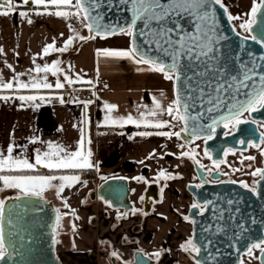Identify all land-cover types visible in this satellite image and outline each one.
I'll return each instance as SVG.
<instances>
[{
  "label": "crops",
  "instance_id": "obj_1",
  "mask_svg": "<svg viewBox=\"0 0 264 264\" xmlns=\"http://www.w3.org/2000/svg\"><path fill=\"white\" fill-rule=\"evenodd\" d=\"M237 1L223 0V3L228 6V15L238 16L234 7ZM248 1L252 7L253 0ZM249 18L247 17L246 20ZM31 19L33 23L28 24L26 19L16 14L0 16V47L4 49L3 54H0V74L4 81L13 80L19 73H25L20 77L25 82L30 76L42 79L45 74H36L34 71L36 65L39 64L42 67L45 63L51 64L55 60L61 61L60 67L63 72L58 73L57 76L47 74L48 83L53 84L52 89L0 92V95L13 97L17 95L44 97L43 100L37 99L32 102L15 98L9 101L0 100V151L6 153L8 144L14 142L16 145L25 146L24 154L34 162L36 150L47 151L49 142L61 145L72 152L79 149L83 140L84 150H91V160L94 164L92 169L83 171L91 172V178H96L87 180L86 185L81 182L71 188H65L61 196H57L53 188L47 190L43 198L34 197L52 203L56 214L59 210L60 226L57 228L55 223L56 230L53 231L54 241H59L55 243L58 262L60 264H110L112 253L115 251L118 253V261L124 264L130 261L131 254L135 250H152L170 243L171 241L164 238L169 235L167 229L161 228L158 224L116 222L117 213L107 211L98 200L92 199V194L96 186L108 178L97 177L105 160L110 156L108 165H112L119 159L111 152L120 147L123 136L140 132H175L173 119L166 112L159 118L170 121L172 126L163 129L144 127L143 124L137 127L135 124L120 126L105 123V117L109 115L104 107L105 103L117 106L110 113L113 118L132 115L134 119H139L140 114L143 113L146 119H152L148 116V111L154 107V99H158L164 109L174 101L173 81L164 79L161 73L148 70L149 65L137 63L136 58L98 55V50H128L129 36L123 34L84 41L75 39L68 51L51 52L48 56H44L42 50L46 45L55 42L56 47H62L67 39L76 33L88 36L87 29L72 27L75 31H70L69 19L65 20L52 15H32ZM8 65L12 66L11 69ZM64 75L70 76L74 82L68 85L63 79ZM57 79L65 84L63 89L55 88ZM83 88L90 91V96L75 98V94ZM59 97L64 99L63 104L60 103ZM85 101H93L86 110L82 103ZM110 129L120 134L119 142L107 149L99 147L98 138L109 133ZM33 138L37 139V143L29 142ZM21 151L23 149L17 148L14 154ZM37 171L49 170L39 168ZM62 172L55 174L75 175ZM51 174L53 173L44 175ZM78 175L81 178L83 174ZM54 183L58 184L59 181ZM16 195L15 190H6L0 192V199L8 200L7 198L12 199ZM64 199L67 200L68 207L64 206ZM133 221H139V219L134 218ZM135 232L138 239L134 242L131 237Z\"/></svg>",
  "mask_w": 264,
  "mask_h": 264
},
{
  "label": "snow or ice",
  "instance_id": "obj_2",
  "mask_svg": "<svg viewBox=\"0 0 264 264\" xmlns=\"http://www.w3.org/2000/svg\"><path fill=\"white\" fill-rule=\"evenodd\" d=\"M123 3H130L131 20L127 27H120L118 30L113 28L110 31L101 32V25L96 22V18L91 15L90 7L95 4V0H0V16H8L10 14H16L21 18L26 19L28 24H32V15H52L56 17L64 18L68 20L72 17L81 19L82 21H91L84 23L89 33H95L90 36H82L76 33L74 36L69 37L62 47H56L55 42L46 45L43 48V55L48 56L51 52L64 53L72 46L75 39L81 41L87 39H95L96 36H101V38H107L109 35L123 34L129 37H133L132 45L128 50H98V55L103 57H113V58H136L139 56L137 63H142L149 65L150 71L158 72L163 74L164 79L172 80L175 82L181 79L180 76V60L187 57L189 60L199 61L202 56H207L209 52L213 51L214 47V29L215 24L208 25L207 21L213 18V13L208 11L213 5H218L221 9L227 12V8L223 3V0H123ZM89 4V7L85 5ZM19 9V10H18ZM42 9V10H41ZM55 9V10H50ZM71 9H75L72 11ZM264 0L257 3L253 0V5L250 9V18L244 20L239 24V28L243 29L245 32H250L253 29V25L257 22V13H261V17L264 18ZM94 10V8H92ZM82 14V15H81ZM185 16L192 17L197 21L195 33H189L184 31L183 27L177 23V18L183 19ZM229 21L241 20L240 16H233L229 14L227 16ZM143 22V29L139 32V35H155L158 39L154 40V43L158 47L163 48L165 53L171 55L172 63L165 64L163 62L147 59L145 54L140 53L139 49L135 43V36L137 33L135 29L137 27V22ZM165 21H170L173 23L174 27H166ZM156 22L157 28L152 29V23ZM207 28V30H205ZM70 31H75L72 26L69 25ZM148 31L145 32L144 30ZM183 33L177 36V39H172V33ZM63 35V34H61ZM239 35V34H238ZM247 39V37H245ZM252 40L257 43L264 44V37H257L253 35ZM166 46V47H165ZM4 49L0 47V54H3ZM264 59V57H262ZM35 62V60H34ZM61 61L55 60L51 64L45 63L42 67L37 64L34 71L36 74L44 73L42 79L30 76L29 80L25 82L21 80L20 77L25 75V73L16 74L13 80L5 82L2 74H0V92L10 91V92H20L21 90L28 89H52L53 84L48 83V73L52 76H57L58 73H62L63 69L60 67ZM11 69V65H8ZM31 71V70H30ZM255 68L249 69L246 65L244 66L243 76L239 78L238 76H232L231 80L233 83H228L227 81L218 83L216 85L215 91L217 95L215 97L209 94L207 99V104L211 105L207 108V112H217L222 108H227V114L221 115L218 118H212V123L207 125L210 130L209 135L205 137V142L211 140L215 134L216 126L222 124L225 129H228L231 125L233 129L236 126L244 123H248L251 119V114L264 110V75L259 76L260 83L257 85L253 80V75ZM64 81L68 85H71L74 81L68 75H64ZM79 79V78H78ZM190 79V78H189ZM249 81H253L249 84ZM91 83V81H87ZM65 84L57 79L55 82L56 89H63ZM231 90V92H230ZM247 90V91H242ZM229 93V99L234 100L235 103L226 104L224 98L220 93ZM163 95V93H162ZM236 95H243L245 99L238 100ZM204 89H200V100H203ZM18 99L20 101H36L37 99L43 100L44 97H37L35 95H17L15 97L9 95H0V100L9 101L11 99ZM189 99H192L189 96ZM60 103H64V99L59 97ZM84 104L85 110L88 105L93 103V101L82 102ZM154 107L149 109L148 116L152 119H146L144 114H140L139 119H134L132 115L127 117L113 118L110 113L116 109V105L105 103L104 107L109 113L105 117V123L119 124L123 126L124 124H135L140 127L142 124L144 127H152L156 129H163L166 127H171L170 121H165L159 117L166 112L168 116L172 117L173 120L178 122H183L184 127L181 128L180 132L171 131H157L153 132H140V136H166L171 139L172 136L177 138L181 137V132L187 131V122L191 119H196V117H189L187 110L190 107L189 104L184 103V111L181 112L182 99L179 90H177L176 99L164 109L158 99L153 101ZM244 113L249 114V119H241ZM202 115V114H201ZM87 121L85 120V123ZM253 124L256 123L255 120H251ZM226 136L229 135L228 132L224 133ZM193 138H199L198 132L193 130ZM262 142H264V133H261ZM30 143H37V139L33 138L29 141ZM90 143V141H88ZM241 144H244V140H240ZM252 147L260 148V144H252ZM183 147V145H181ZM21 148L23 151L16 153V149ZM26 152V147L22 145H16L14 142L9 143L5 151H0V192L6 190H15L17 195L16 200L22 198L39 197L43 198V194L49 189H55L57 196H61L65 188H71L73 185L81 183L79 175H56V172L64 170H87L92 169L94 164L91 160L92 152L90 149L84 150L83 140L80 143V147L76 151L69 152L63 146L53 143L47 144V151L41 152L39 149L36 150L34 157V162L24 154ZM205 155H209L205 151ZM261 155H264V148L261 149ZM181 156H187L195 160V156L190 152H182ZM247 160H255L253 156H247ZM199 163V161H195ZM216 167L219 168L220 162H215ZM39 168L48 169L49 172L53 173L51 175L34 174L37 173ZM240 169H237L239 171ZM252 175H259L261 180H264V169H256ZM174 179L170 175H166L165 172L161 171L157 179ZM138 180H143V177L137 178ZM59 181V183H54ZM86 185V181L83 182ZM235 183V181H233ZM242 187L249 189L250 186L246 183L241 182ZM199 187V185H197ZM163 191V189H161ZM250 191H256L255 188H250ZM10 199V198H7ZM143 199V197H141ZM64 206L68 207L67 200L64 199ZM229 203H232L229 201ZM192 209H199L201 214L204 210L201 204L193 203L191 205ZM137 210L132 209L133 214ZM73 215L75 212L73 210ZM6 216V199H0V260H4L9 255V248L6 244V237L4 231V221ZM78 218V217H77ZM60 215L59 210H57L56 227L60 226ZM185 220L189 217L185 216ZM9 224L12 223L9 217ZM56 230L55 228L53 229ZM58 243L59 241H54ZM184 251H193L199 255L201 249L189 239L184 245L181 246ZM259 250L260 256L257 257L261 260V264H264V239L259 242H253L247 248V255L252 256L253 250ZM114 257H118V253L115 251L112 253ZM154 255L159 258L160 253H154ZM200 264V261H197ZM243 264V261H241Z\"/></svg>",
  "mask_w": 264,
  "mask_h": 264
},
{
  "label": "water",
  "instance_id": "obj_3",
  "mask_svg": "<svg viewBox=\"0 0 264 264\" xmlns=\"http://www.w3.org/2000/svg\"><path fill=\"white\" fill-rule=\"evenodd\" d=\"M130 7V3L125 4L123 0H95L90 11L91 15L96 18V22L102 26L100 31L103 33L113 28L118 30L120 27H127L131 20ZM208 11L213 13V18H210L207 24H215L213 51L207 56H202L199 61L189 60L187 57L182 58L179 69L181 79L175 84L173 82L174 100L177 90L181 95V112L184 111L183 104L187 103L190 105L187 110L188 116L196 117V119L190 118L187 122V131L181 132L179 140L184 144H190L193 140L205 139L209 135L210 130L207 125L212 123V118L227 114L226 107L217 112H207V108L211 106L207 104V99L209 94L213 97L217 95L215 88L218 83L225 81L233 83L232 76L242 78L245 65L249 69L255 68V72L250 75H253V80L257 85L260 83L259 76L264 75V59H262L264 44L251 39L253 35L258 38L264 37V18L261 17V13H257V22L253 25L252 31L248 32V36H243L227 19L228 11L225 12L218 5H213ZM164 23L166 27H174L170 21ZM177 23L183 27L184 31L189 33L196 31L197 21L192 17L177 18ZM156 28L157 24L153 22L152 29ZM141 29H143V22L138 21L135 29L137 33L135 43L139 52L145 54L147 59L170 65L171 55L165 53L163 48L154 43L158 37L139 35ZM87 33L88 36L95 34L89 33L88 29ZM179 34L183 33L173 32L172 39H177ZM111 36L116 35L108 37ZM132 40L133 37H129V47L132 45ZM136 59L138 60L139 56ZM252 82L249 81V84ZM201 88L204 89L203 100L199 99ZM230 92L220 93L226 104L235 103L234 100L229 99ZM189 96L192 99H189ZM236 99L243 100L245 97L236 95ZM251 120L262 124L264 130V110L252 113L250 122ZM179 123L181 128L184 127L183 122ZM193 130L198 132L199 138H193ZM222 131L223 125H217L215 134L220 135ZM195 167L199 175L200 167L196 164ZM187 190L196 203L203 205L205 199H209L206 216L194 215L197 209H191L188 216L192 221L191 239L201 249L199 255L195 252L189 253L190 258L195 264L197 261H200V264H241L243 256L247 255V248L264 237V180L258 182L255 193L229 183L202 186L199 189L188 187ZM95 195L104 204L110 203V207L114 210L127 212L130 209L129 187L125 179L111 178L104 181L92 197ZM9 217L11 224L7 222ZM56 217L52 203L38 198L6 200L3 227L9 255L4 260H0V264H60L55 254L53 235ZM205 218L208 219V223H205ZM131 264H154V261L137 251L134 253V261Z\"/></svg>",
  "mask_w": 264,
  "mask_h": 264
},
{
  "label": "flooded vegetation",
  "instance_id": "obj_4",
  "mask_svg": "<svg viewBox=\"0 0 264 264\" xmlns=\"http://www.w3.org/2000/svg\"><path fill=\"white\" fill-rule=\"evenodd\" d=\"M241 119H249V114L245 113ZM181 126L180 123L175 125V131L180 132ZM228 132L229 135H225L224 133ZM261 133H264L263 125L260 123H251L250 119L248 123L240 124L236 126L235 129L230 125L228 129L223 127L222 134L220 135H213L211 140L205 139L203 140H193L190 144H184L180 140L179 142L187 147L195 146L193 150L200 149V157L195 156V160L187 157L182 156L177 158V167L174 169H163L157 172V176L153 181L147 182L143 187H141V183L143 180H138L135 177L133 178L134 186L131 185L128 178L118 177V176H110L107 178H121L125 179L128 182L129 187V205L130 209L125 212L123 210H114L110 207V203L104 204L103 201L98 198L96 195L92 197L93 200H98L99 203L104 206V208L109 209L110 211L116 212V222H123L128 221L131 222L130 224H188L190 232L187 238H183L182 235L184 234L182 231L180 235H175L176 233L172 234L174 237L171 236L167 238L170 242L177 243L179 246L178 248L181 249L182 245L185 244L189 239H191V224L192 221L190 219L185 220V216H189L191 211V205L196 203L194 198L188 192V187H195L199 189L202 186H213V185H220V184H235L242 187L241 182L246 183L250 186V188H255L257 190L258 182L261 180L259 175H252V173L258 169L256 166L260 164L259 169L263 168L264 165V155H261V149L264 148V142H262ZM179 139V138H178ZM240 140H244L245 143L241 144ZM252 144H260V148L252 147ZM227 145V146H226ZM199 146V147H196ZM205 151L208 152L209 155H205ZM194 155V154H192ZM247 156L255 157V160H247L245 159ZM183 159L190 166V170H183L179 168V165L183 163ZM195 161H199L196 163ZM215 162L219 163V168L216 167ZM195 164L200 167V173L197 174ZM128 170H132L134 167L131 164H126ZM255 168V169H253ZM237 169H240L237 171ZM163 171L166 175H170L173 177H177L174 179H157L159 173ZM179 172H186L179 173ZM179 173V174H178ZM186 175V176H184ZM182 179L186 180L185 187V194H179L177 197V193H173L177 203L174 207L173 204L169 205L162 211L159 209L164 204L166 197H165V186L178 184L182 181ZM106 181V179H104ZM235 181V183H233ZM183 182V181H182ZM103 183V182H102ZM101 183V184H102ZM199 185V187H197ZM100 185L96 186L95 192ZM136 186V187H135ZM153 186H155L153 188ZM135 188V189H134ZM244 188V187H242ZM250 188L247 189L250 191ZM163 189V191H161ZM246 189V188H244ZM167 190V189H166ZM178 192V191H176ZM252 192V191H251ZM254 193V192H253ZM92 194V195H93ZM172 195L168 197V204L172 200ZM143 197V199H141ZM174 199V200H175ZM206 201L203 203L202 207L204 208L202 214L199 209L195 210L194 215L201 216L205 215L208 208L209 199L206 198ZM135 208L137 211L133 214L132 209ZM184 209V211H182ZM173 218L172 221H168L167 218ZM139 219V221H133V219ZM205 223H208V219L205 218ZM144 226V225H143ZM181 226V225H180ZM176 229V228H175ZM143 231V230H142ZM137 232L134 233V236L131 237L134 242L138 239L136 236ZM171 234V233H170ZM264 236V230H263ZM264 239V237H263ZM170 242V243H171ZM166 246V245H165ZM163 250V246L161 247ZM140 251L143 253L144 256L148 257L154 264H168L170 259L168 256H174V261L170 262L169 264H182L183 258L186 260V264L192 263L195 264L194 261L190 258L189 253L193 251H182L178 250L175 254L165 252L162 255L161 261L159 262L156 256H149L144 253V251L138 249L132 252L130 261L126 262L125 264H131L134 261V253ZM260 256L259 250H253V255L248 256L245 255L242 258L243 264H261V260L257 257ZM118 257L112 256L110 259V264H120L118 261Z\"/></svg>",
  "mask_w": 264,
  "mask_h": 264
},
{
  "label": "rangeland",
  "instance_id": "obj_5",
  "mask_svg": "<svg viewBox=\"0 0 264 264\" xmlns=\"http://www.w3.org/2000/svg\"><path fill=\"white\" fill-rule=\"evenodd\" d=\"M235 1V0H232ZM257 3H260V0H257ZM226 8L228 7L227 4H225ZM234 7L236 8V12L238 16L241 17V20H235L231 21L233 24L235 30L243 35L248 36V32H245L243 29L239 28V24L242 23L246 18H249V9H251L250 1L248 0H238L236 4H234ZM228 11V8H227ZM248 15V16H247ZM179 122L176 120H173V125L178 124ZM176 132V131H175ZM181 143L179 142V139L175 136H172L171 139H169L166 136H158V135H150V136H140L138 134L132 133V134H126L121 138V145L117 149H113L111 153L117 155L119 159L114 162L112 165H108V162L110 161V156L105 160V162L102 164L97 177H109V176H118V177H124L128 178L131 185L134 184L133 178L135 177H143V181L141 183V187H143L147 182L153 181L156 176L157 172L159 170L163 169H174L177 167V158L182 157V152H190L191 154H194L196 157H200V149L193 150L195 146H184L181 147ZM199 147V146H196ZM200 148V147H199ZM196 149V148H195ZM126 164H131L134 168L132 170H128ZM260 164L256 166V168H259ZM179 168L183 170H190L189 164L186 162L185 159H183V163L179 165ZM255 169V168H253ZM185 173L186 172H179ZM178 173V174H179ZM186 176V175H184ZM183 181V182H182ZM182 181L178 184L169 185L168 187L165 186V197L166 200L164 204L159 208L161 211L165 209L166 207H169V205L173 204L174 207L176 206V199L173 196L174 193H177V197L179 194H185V187L184 184H186V180L182 179ZM134 186V185H133ZM136 187V186H135ZM135 189V188H134ZM167 189V190H166ZM178 191V192H176ZM172 195V200L168 204V197ZM175 199V200H174ZM107 211H110L107 209ZM184 211V209H182ZM173 218H170V216L167 218L168 221H172ZM153 224V223H151ZM181 225V226H180ZM158 224L161 228L167 229V236L164 238L167 239L170 236L173 238L174 233L175 235H180V232L182 231L184 234L182 235L183 238H187L190 232L188 224ZM176 228V229H175ZM173 232V234H172ZM171 233V234H170ZM166 245V246H165ZM163 246V250L161 248L152 249V250H146L144 251L145 254L149 256H155L154 253L159 252L160 256L157 258V260L160 262L163 254L165 252H169L172 254H175L178 250H182L183 248L179 249L177 243H168ZM184 245V244H183ZM125 251V250H121ZM168 259H170V262L174 261V256H168ZM169 262V263H170ZM182 264H186V260L183 258L181 261ZM168 263V264H169ZM122 264V263H120ZM125 264V263H124ZM192 264V263H189Z\"/></svg>",
  "mask_w": 264,
  "mask_h": 264
},
{
  "label": "built area",
  "instance_id": "obj_6",
  "mask_svg": "<svg viewBox=\"0 0 264 264\" xmlns=\"http://www.w3.org/2000/svg\"><path fill=\"white\" fill-rule=\"evenodd\" d=\"M89 96H90V91L86 88L79 90L75 94V98L77 99L87 98ZM119 140H120V134L116 132H112V133H107L102 137H99L97 140V144L99 147L107 149L110 148L112 145L116 144L117 142H119ZM80 179L81 182H85L90 179L95 180L96 178L95 177L91 178L90 174L84 173Z\"/></svg>",
  "mask_w": 264,
  "mask_h": 264
},
{
  "label": "trees",
  "instance_id": "obj_7",
  "mask_svg": "<svg viewBox=\"0 0 264 264\" xmlns=\"http://www.w3.org/2000/svg\"><path fill=\"white\" fill-rule=\"evenodd\" d=\"M71 10L72 11H75V9H71ZM69 23L75 29H83V28H86V27H84V22L81 19H77L76 17L70 18L69 19ZM114 131L115 130L110 129L108 132L109 133H112ZM47 173H51V172H49V171H37V173H34V174H42V175H44V174H47ZM62 173L75 174V175L88 173V174L91 175V172H89V171H63Z\"/></svg>",
  "mask_w": 264,
  "mask_h": 264
}]
</instances>
